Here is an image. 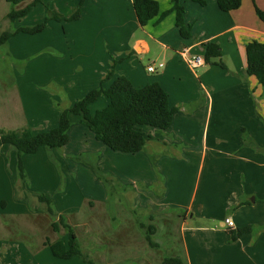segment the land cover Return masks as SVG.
<instances>
[{
    "label": "crops",
    "instance_id": "0c3cea01",
    "mask_svg": "<svg viewBox=\"0 0 264 264\" xmlns=\"http://www.w3.org/2000/svg\"><path fill=\"white\" fill-rule=\"evenodd\" d=\"M79 1L24 0L13 6L0 0V34L42 22L48 7L68 15ZM157 1L160 14L144 26L134 0H84L79 19H53L41 32L13 34L6 43L9 53L19 60L35 56L19 74L12 68L14 79L0 90V128H54L63 108L101 83L109 87L118 75H126L136 87L161 83L178 110L167 130L143 126L152 135L143 150L129 153L102 145L80 117L73 116L70 139L61 153L41 147L23 155L32 179L28 189L53 200L81 245L113 240L110 248L92 251L96 264H161L166 255L185 264H264V86L246 74V44L264 41V20L255 10V4L264 10V0H242L232 11L221 10L217 0H206L205 5L185 0L190 38L180 34L175 12L159 20L172 0ZM27 6L31 8L25 16L8 18L13 7ZM207 41L221 45L226 67L207 63L199 74L181 50L203 53ZM159 62L165 66L148 70ZM113 66L115 74L106 78ZM96 102L106 105L108 99L100 97L91 109ZM258 106L262 119L256 114ZM83 153H98L105 174L132 184L130 206L120 197L110 210L108 189L89 165L73 159ZM17 163V151L1 145L0 264H88L79 256L62 259L52 254L48 242L61 239L67 230L60 225L55 231L46 211L27 208L28 195L16 198ZM60 172L66 181L56 193ZM133 210L155 226L153 237L160 246H150ZM27 216L39 228L47 226V233L24 240L17 263L11 262L15 237L10 236V224L14 217ZM227 217L233 219V228ZM246 225L253 230L233 240L232 230Z\"/></svg>",
    "mask_w": 264,
    "mask_h": 264
},
{
    "label": "trees",
    "instance_id": "16d2710c",
    "mask_svg": "<svg viewBox=\"0 0 264 264\" xmlns=\"http://www.w3.org/2000/svg\"><path fill=\"white\" fill-rule=\"evenodd\" d=\"M13 6L24 0H7ZM185 0H172V7L161 13L159 20L163 19L170 12L176 13V25L180 34L184 38L192 36V26L186 21V8L183 4ZM202 5L206 0H192ZM84 0H80L75 10L63 15L55 9L48 7V14L44 21L31 26H20L15 30L7 29L0 34V46L5 45L9 38L17 32H26L35 34L43 31L50 19L56 20H76L82 16V6ZM219 8L223 11H232L240 8L242 0H217ZM30 6L22 9L14 7L8 14V18L14 21L25 16L30 10ZM134 8L139 23L144 26L150 20L160 14V3L157 0H134ZM255 10L260 19L264 20V10L255 4ZM204 53L207 63H216L226 67L222 60V47L216 41H207L203 43ZM247 68L246 74L255 76L258 82L264 86V41L253 39L246 44ZM115 74L114 66L106 74L110 78ZM105 96L108 104L101 109L92 112L90 105L100 97ZM178 109L170 104L169 95L159 82H152L143 87H136L126 75H118L109 87L101 83L98 87L90 90L83 97L75 101L71 106L63 108L58 125L49 130L35 132L31 127L23 129H5L0 128V146L10 145L17 151L18 155V179L16 182V198H23L27 193L33 201V198L44 204L47 213L52 217V226L55 231L62 225L67 230V241L59 239L54 242H48L52 254L57 258L69 259L79 256L88 264H96L94 259L86 254L80 243L78 235L65 219L63 215L58 214L54 208L53 200L42 192L29 191L27 189V172L23 160L24 154H34L41 147L62 148L69 142L70 129L73 125L72 117H80V122L84 123L92 130L96 137L104 144L116 151L138 152L145 148L147 141L151 138V133L146 132L143 126H150L159 130H167L174 119ZM98 155V154H97ZM81 160V156H74ZM97 177L104 180L108 191L111 194L114 187L122 189L132 188V185H121L115 179H109L100 166L96 163L86 162ZM115 181V182H114ZM114 183V186H113ZM117 183V184H116ZM150 218H154L153 215ZM140 227L144 230L148 243L152 247H158L160 244L154 240L155 226L139 221ZM253 226L232 230V239L235 240L246 232H251ZM161 264H185L177 256L166 255Z\"/></svg>",
    "mask_w": 264,
    "mask_h": 264
},
{
    "label": "rangeland",
    "instance_id": "374dc122",
    "mask_svg": "<svg viewBox=\"0 0 264 264\" xmlns=\"http://www.w3.org/2000/svg\"><path fill=\"white\" fill-rule=\"evenodd\" d=\"M45 20V19H44ZM43 20V21H44ZM53 20V19H50L49 22ZM40 23V22H39ZM6 23L4 21H2V25H3V28L6 26L5 25ZM49 24V23H48ZM8 26V25H7ZM10 50L8 49V46L7 44L3 45V46H0V90L3 89L5 87V84L7 81L8 83L10 84L9 81L13 80L14 77H15V72H14V68L16 69V72H18V74L20 72L23 71V66L25 64V62H28L29 61H33L34 59V56L35 55H32L30 58L31 59H22V60H19V59H16L12 54L9 53ZM27 63V64H28ZM14 64V65H13ZM216 63H211L209 65H215ZM221 66V65H220ZM13 68V69H12ZM202 71L201 68L198 69V73L200 74ZM107 99V98H106ZM107 105V104H106ZM106 105H101V102H96L95 106L92 107V111H96L97 108L101 109V108H104ZM256 114L259 116L260 119L263 118V114L260 112V109H259V106L256 107ZM88 129V128H87ZM93 133V132H92ZM78 141L74 140V144H77ZM99 143H101L102 145H105L102 141L99 140ZM46 149H50V148H47L45 147ZM14 149V148H13ZM56 151H58L59 153H61V150L60 148H54ZM110 149V148H109ZM47 152H49V156L50 158L54 159V162L55 164L59 167V163L56 161L57 159L54 157L53 153L50 151V150H46ZM84 156H82V159L81 160H78L76 158H73L75 159L76 161L78 162H81V163H84L85 165L88 166V164L86 162H89V163H93V162H96L99 166H100V162H99V155H97L96 153H94L93 155L94 156H91V155H88L89 153H83ZM40 155V154H39ZM91 158V159H90ZM91 161V162H90ZM61 164V163H60ZM17 166H18V163H17ZM90 167V166H89ZM64 168V167H63ZM101 168V167H100ZM60 169L62 170V167L60 166ZM66 171V170H65ZM27 172V171H26ZM93 173L96 175L97 177V174L93 171ZM16 174H18V167L16 168ZM28 175V173H27ZM60 179H59V185L57 186V189H56V193H60L64 186H65V181H66V178L65 176L62 174V172H60ZM107 177L109 179H115L114 177H112L111 175H107ZM18 179V178H17ZM99 179V178H98ZM31 177L28 176L27 177V189L28 187L31 186ZM103 186H105L107 189V185L105 183L104 180H101L99 179ZM116 180V179H115ZM117 181V180H116ZM115 182V181H114ZM117 184V183H116ZM121 185H123L122 183H120ZM128 185H132V184H128ZM113 186H114V183H113ZM29 190V189H28ZM30 191V190H29ZM28 195L27 193L25 194V196ZM132 196H133V193H132V189L131 188H128V189H122V187H114V190L113 192L110 194V199L108 201L109 203V206H110V210L112 211V208L114 206V202H116L117 200H119V198L121 197L123 202L127 204V206H130L131 205V200H132ZM28 200H29V204L27 206V208H30V210L32 211H35V210H45L44 207H42V205L44 206V204L40 203L38 200L34 199L33 198V201H31L32 199L30 198V196L28 195ZM134 197V196H133ZM13 204H11L12 206ZM12 211H15V210H18V207H16V209H13L11 208ZM47 212V211H46ZM134 214L136 215V219L138 221H144L145 220V216H143L140 212L136 211V210H133ZM51 217V216H50ZM52 218V217H51ZM25 220H22L20 217H14L13 220L14 222H11L10 224V236L11 237H15L13 238L12 240V243L11 245H13V247L15 248V252L12 253V257H11V262H16L17 263V259L18 257L21 256V252L19 251V249H22L23 250V246L25 245V241H27V239H30L32 238L33 235H36L37 236H41V234H45L47 233V226H44L43 228L42 227H38L37 225H35L32 220H31V217L27 216L26 218H24ZM53 220V219H52ZM114 221V220H113ZM116 222V221H114ZM257 227V226H255ZM116 227L115 225H113L112 227V230H114V234L116 233L117 230H115ZM49 231V229H48ZM255 232V230H254ZM111 234V233H109ZM113 235V233L111 234ZM60 238L63 239L64 236V240L68 238V236L64 233H60ZM111 243H113V240H108L106 241V244L104 245H100V246H96L93 244H89L88 245H83L82 244V249L84 250L85 253L91 255L92 251L93 250H103L104 248L105 249H108L110 248V245ZM91 245V246H90ZM96 246V247H95ZM166 246V245H165ZM164 246V247H165ZM116 246H114L113 248H116ZM166 250V249H165ZM168 254V253H167ZM92 256V255H91Z\"/></svg>",
    "mask_w": 264,
    "mask_h": 264
},
{
    "label": "built area",
    "instance_id": "2783aa9c",
    "mask_svg": "<svg viewBox=\"0 0 264 264\" xmlns=\"http://www.w3.org/2000/svg\"><path fill=\"white\" fill-rule=\"evenodd\" d=\"M181 54L185 58L187 63L194 69H197V68L202 67L205 64H207L204 52L203 53H191L189 47H184L181 50ZM164 66H165L164 62H159L157 64V67H156L155 64L149 65L148 66V70L151 71V72H155L158 67L159 68H163ZM225 220H226V223L230 227L233 228L235 226V223H234V221H233V219L231 217H227Z\"/></svg>",
    "mask_w": 264,
    "mask_h": 264
}]
</instances>
